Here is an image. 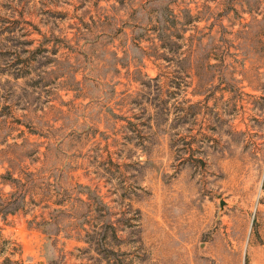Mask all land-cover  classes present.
<instances>
[{
  "label": "rangeland",
  "instance_id": "rangeland-1",
  "mask_svg": "<svg viewBox=\"0 0 264 264\" xmlns=\"http://www.w3.org/2000/svg\"><path fill=\"white\" fill-rule=\"evenodd\" d=\"M51 261L264 264V0H0V264Z\"/></svg>",
  "mask_w": 264,
  "mask_h": 264
},
{
  "label": "water",
  "instance_id": "water-1",
  "mask_svg": "<svg viewBox=\"0 0 264 264\" xmlns=\"http://www.w3.org/2000/svg\"><path fill=\"white\" fill-rule=\"evenodd\" d=\"M225 204H226V203H225L223 200H220V202H219V206H220V208H222Z\"/></svg>",
  "mask_w": 264,
  "mask_h": 264
},
{
  "label": "trees",
  "instance_id": "trees-1",
  "mask_svg": "<svg viewBox=\"0 0 264 264\" xmlns=\"http://www.w3.org/2000/svg\"><path fill=\"white\" fill-rule=\"evenodd\" d=\"M44 63H46V62H44ZM43 65V64H42ZM51 264H54V261H51Z\"/></svg>",
  "mask_w": 264,
  "mask_h": 264
}]
</instances>
